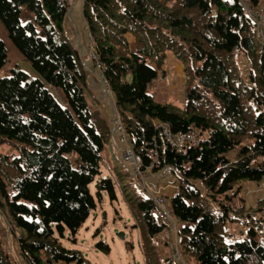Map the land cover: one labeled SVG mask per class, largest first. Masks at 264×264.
I'll return each mask as SVG.
<instances>
[{
  "label": "trees",
  "instance_id": "16d2710c",
  "mask_svg": "<svg viewBox=\"0 0 264 264\" xmlns=\"http://www.w3.org/2000/svg\"><path fill=\"white\" fill-rule=\"evenodd\" d=\"M260 7L264 0H82L93 52L142 173L166 168L175 177L166 198L184 264H264V196L250 206L242 196L246 184L264 180V43L249 12ZM68 8L59 0H0V25L41 77L14 65L0 78V146L11 148L0 150V209L28 264L85 263L55 232L75 235L95 208L89 185L112 134L108 114L86 99V61L63 28ZM169 56L185 75L180 106L148 91ZM6 58L0 38V69ZM160 125L195 131L198 141L174 148ZM119 188L144 263L176 264L170 227L160 241L171 255L153 241L166 226L153 200ZM102 190L115 198L114 180L100 178ZM233 224L244 227L239 235ZM97 246L109 251L105 242ZM9 252L0 237V264H17Z\"/></svg>",
  "mask_w": 264,
  "mask_h": 264
},
{
  "label": "rangeland",
  "instance_id": "374dc122",
  "mask_svg": "<svg viewBox=\"0 0 264 264\" xmlns=\"http://www.w3.org/2000/svg\"><path fill=\"white\" fill-rule=\"evenodd\" d=\"M263 11L264 9L261 7L254 11L249 9L251 15L254 17L258 16L259 19V15L263 13ZM84 25L85 23L83 21V26ZM84 31L85 39H83L82 43H77L74 34L68 29H64L65 36L68 38L70 44L74 48L79 50L81 55L84 57V62L86 61L85 67L87 71L89 72L93 68L95 72V74H93L92 71H90L91 73L89 72L90 77L88 78V91L85 94L86 99L90 106H96L100 110H104V108H107L108 115L106 116V119H108V121L110 122L111 114L113 113L111 111V108L113 107L114 93L112 91L110 93L109 89L105 90L103 88L102 81H104V79L101 77L100 69L96 67V64L92 60L89 32L86 26H84ZM0 38L5 42L7 49V58L4 66H2V68L0 69V78L7 76L10 73V68L14 65H17L22 71L29 74L32 73V76L34 78L41 79V77L32 69V67L23 60L19 52L11 44L1 25ZM259 38L260 41L264 43V25L262 26V31H260ZM170 59L174 60L172 56L168 57V60L172 62L173 60ZM168 60L165 61L164 65H168V67L170 68ZM88 63H90L91 66ZM165 76H162L159 73L157 78L153 80V83H150L148 85V91L158 101L163 98L162 100L164 101L169 100L178 104L179 106L183 105V85L185 81V75L183 77V80H181L180 77H177L176 79L175 76H173V78H170L167 75ZM181 81H183V83ZM157 82L163 84H157ZM168 83L169 85L173 84V86L171 87V91H173L168 93L165 92V94H163V88L165 84L168 85ZM45 86L47 87L48 91L58 100V102L62 106H65V101L60 93V90L52 87L46 82ZM96 89L98 90L96 91ZM166 97L168 98L167 100L165 99ZM117 141V135L111 134V138L106 142V144L104 145V149L102 150L100 174L89 185L90 193L93 196L95 202V208L90 212V214L85 219V221L80 226L75 235H72L67 228L64 229L62 236H60L57 231L55 232L62 246L69 249H75L80 252V255L85 261L84 264H145L140 249L139 228L138 226H133L135 224V221L132 218L126 203L124 202L123 192L119 188V183L126 184L125 190L128 193H135L141 196H145L146 194L143 191L136 177H134L131 173L129 174L125 168V165L121 164L119 160V151L117 149V147L120 146L118 144L116 146L115 144L117 143ZM0 150L4 152H11V148L5 145L0 146ZM145 172L147 176H153V174H157L161 179L169 178V180L165 181L167 183L163 186V191H165V187L167 185L168 188H173V190L176 189L177 183L175 177L172 175L169 169L162 168L158 171H150V169L148 168V170H145ZM146 174L144 175L146 176ZM103 177H110L114 180L115 198L111 199L107 192L103 190L101 191L100 195L98 194L97 181ZM116 177H119L120 180L117 181ZM163 195L165 199V204L167 207H169V203L166 198L167 192L162 193V196ZM242 196L246 200V206L253 205L255 197L264 196V180L259 184H246V186L242 189ZM0 221L4 225L2 226L6 230V234L10 232V234L14 236V234L12 233L11 226H9L10 223L1 209ZM175 221L176 225H178L179 222L176 220V218ZM160 222L165 223L166 226L158 236L154 237L153 241L155 242L160 254H167L171 252V247L169 245L164 246L160 241V238L165 236L166 233L169 231V225L162 219H160ZM243 229V226L236 224H233L230 227V230L236 235H239V231ZM118 233H122L123 238H120L118 236ZM99 242H105L109 247V251L105 252L104 250L99 248L97 246V243ZM169 255H171V253ZM174 263L177 264L176 261ZM60 264L77 263L74 261L68 263L60 262Z\"/></svg>",
  "mask_w": 264,
  "mask_h": 264
},
{
  "label": "built area",
  "instance_id": "2783aa9c",
  "mask_svg": "<svg viewBox=\"0 0 264 264\" xmlns=\"http://www.w3.org/2000/svg\"><path fill=\"white\" fill-rule=\"evenodd\" d=\"M63 3H66L70 5L72 0H59ZM259 17H254L252 16L255 21L258 23V33L260 34V31H262V26L264 25V11L261 13ZM90 38V50L92 54V60L96 64L97 68H101L100 63L97 61V58L93 52L92 49V41H91V35L89 34ZM101 77L103 78L102 74ZM104 79V78H103ZM103 87L106 88L107 84L106 81H102ZM111 93V92H110ZM111 108V107H110ZM111 111L113 112L111 114V119H110V124L112 126V134H116L118 137V141L116 144L120 146L117 147L119 151V160L121 163L125 164L126 166L129 167V170L131 171V174L136 177L138 182L140 183L143 191L145 194L151 198L156 205L158 212L157 215L159 219H162L163 221L167 222L171 232H172V237L174 240V256L176 258V261L180 264H184L182 259L180 258L178 247H177V225L175 218L173 214L170 212L169 208L165 204V199L162 196L163 189L159 188H153L150 186L146 180V176L144 173H142L140 169V159L137 155L133 153V151L130 149L127 139L125 137L124 129L122 122L120 120L119 114L116 110L115 103H114V98H113V107L111 108ZM161 128V133L167 141L170 143V145L174 148H180L184 144L187 143H192L196 144L198 141V135L195 133V131H188L186 133H172L171 130L169 129L168 126L166 125H160ZM113 137V135H112ZM129 163V164H128ZM159 194V195H158ZM10 226V225H9Z\"/></svg>",
  "mask_w": 264,
  "mask_h": 264
},
{
  "label": "crops",
  "instance_id": "0c3cea01",
  "mask_svg": "<svg viewBox=\"0 0 264 264\" xmlns=\"http://www.w3.org/2000/svg\"><path fill=\"white\" fill-rule=\"evenodd\" d=\"M81 5H82V0H73L69 5L68 11L66 12L64 20H63L64 29L66 28L74 34V37H76L77 43H79V42L82 43L83 39H85V31H84L85 25L83 26V15H82V10H81ZM77 27H78V29H77ZM125 36H126L129 43L133 42L134 37L131 34L128 33V34H125ZM170 60H173V59H170ZM88 64H90V63H88ZM90 66H91V64H90ZM169 66H170V68L168 67V65H163V67H162L163 71L160 74L162 76L167 75L170 78H173V76H175L176 79H177V77L178 78L180 77L181 80H183L184 75H183L182 64L180 62H176L175 60H173L172 62L169 61ZM90 71H92L93 74H95L93 68ZM89 77H90V75H88V78ZM97 78H98V76H97ZM181 82L183 83V81H181ZM151 83H153V81ZM157 84H163V83L157 82ZM172 86H173V84H170V85H169V83H168V85L165 84V86L163 88V94H165V92H167V93L172 92L173 91V90L171 91ZM104 89L108 90V88H104ZM97 90L98 89H96V91ZM109 92H111V91L109 90ZM168 98H169V96H168ZM168 98L166 97L165 99L167 100ZM162 99H160L159 102H165ZM100 111L102 113H104V112L106 114L108 113L107 108H104V110H100ZM146 180H147L148 184L150 186H152L153 188H159L160 187L161 189H163V186L167 183L165 181L169 180V178L161 179L157 174H153V176H147V174H146ZM170 182H173V181H170ZM165 192H167V195L170 196L171 194H173L174 190H173V188H168V185H167L165 187V191H163V193H165ZM2 225L3 224L0 221V237L3 238L2 240L4 241L5 247L7 248L8 251H10L9 253L16 259L17 264H28L18 255L17 243L15 241L14 236H12L10 234V232L8 234H6V230L3 228L4 225L3 226Z\"/></svg>",
  "mask_w": 264,
  "mask_h": 264
},
{
  "label": "water",
  "instance_id": "95a60500",
  "mask_svg": "<svg viewBox=\"0 0 264 264\" xmlns=\"http://www.w3.org/2000/svg\"><path fill=\"white\" fill-rule=\"evenodd\" d=\"M118 236H119L120 238H123V234H122V233H118Z\"/></svg>",
  "mask_w": 264,
  "mask_h": 264
}]
</instances>
